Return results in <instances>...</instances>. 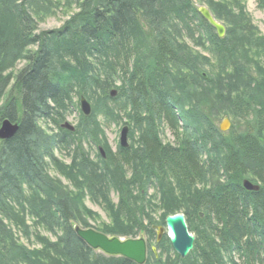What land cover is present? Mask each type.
<instances>
[{"label":"trees","instance_id":"16d2710c","mask_svg":"<svg viewBox=\"0 0 264 264\" xmlns=\"http://www.w3.org/2000/svg\"><path fill=\"white\" fill-rule=\"evenodd\" d=\"M195 1L224 24V37ZM246 2L0 0V126L6 118L20 125L0 141V264H138L92 249L75 224L122 238L144 232L145 264H167L152 246L175 255L168 264H229L235 253L263 264L264 34ZM58 9L71 15L59 28L39 29ZM74 96L92 101L93 112L72 132L59 121L77 106ZM124 114L137 134L113 151L99 117L111 124ZM221 114L232 120L229 132L215 122ZM166 130L176 144L164 143ZM244 179L260 189L247 191ZM87 197L109 223L89 225L99 220ZM178 212L195 234L185 258L167 233L156 242V226Z\"/></svg>","mask_w":264,"mask_h":264},{"label":"water","instance_id":"95a60500","mask_svg":"<svg viewBox=\"0 0 264 264\" xmlns=\"http://www.w3.org/2000/svg\"><path fill=\"white\" fill-rule=\"evenodd\" d=\"M201 15L207 20L217 31L219 37H224L226 28L223 23L219 22L210 9L206 6L199 8ZM117 90L111 91V96L117 95ZM81 112L85 116H89L92 113V105L90 101L82 96L80 99ZM231 121L229 118H225L220 125L222 132H227L231 127ZM20 125L17 122L11 121L6 118L2 121L0 126V141L11 139L18 132ZM62 129L69 131H75V127L65 122L61 124ZM130 127L125 125L121 129L119 145L121 148H128ZM101 153L105 156L102 148ZM243 187L247 191H258L260 184H255L249 179L243 180ZM75 232L88 246L92 249L100 251L106 255L123 256L138 264H145L147 261L148 243L144 234H140L138 237L121 238L118 236H110L103 232H100L92 227L84 228L79 224L74 225ZM157 243H159L164 234L167 233L173 249L179 256L185 258L194 247L195 234L190 232L186 223L185 214L178 212L166 216L164 225H157ZM156 252V247H152Z\"/></svg>","mask_w":264,"mask_h":264},{"label":"rangeland","instance_id":"374dc122","mask_svg":"<svg viewBox=\"0 0 264 264\" xmlns=\"http://www.w3.org/2000/svg\"><path fill=\"white\" fill-rule=\"evenodd\" d=\"M195 5L197 7H201V6H206L204 3L202 2H198L195 1ZM207 7V6H206ZM246 7L247 10L249 12V14L252 16L253 18V22L258 26L259 30L261 31L262 34H264V8H258L256 1L255 0H247L246 2ZM71 15V13H66L63 9H58L56 10V12L48 17H46L45 19H43L42 21H40L39 23V29L41 30H48V29H56L59 28L67 19L68 17ZM187 42L193 46L192 42L190 41L189 38H186ZM194 47V46H193ZM196 48V50L202 51L204 52L201 48L199 47H194ZM25 65V61L22 60L17 64V68H16V72L19 71L21 68H23V66ZM112 90H117L115 87L111 89ZM81 97H77L74 96L73 97V101L77 104V106H70V109L68 110V112L65 114V120L60 122V125L68 122L70 124H72L75 128L79 123L80 120V116L82 114L81 109H80V100ZM90 101V100H89ZM91 105H92V101H90ZM92 112H93V105H92ZM92 114V113H91ZM228 116L225 114H221L218 118L215 119L216 124L219 126L221 123L223 122V120L225 118H227ZM229 118V117H228ZM231 123L232 120L231 118H229ZM103 118L99 117V122L102 125V130L105 134V139L106 142L108 144V146L113 150L116 151L117 150V146L119 145V138H120V133H121V129L123 126L128 125L130 127V133H129V143H131V138H130V134L134 131L135 135L137 134L136 130L134 129L133 123L130 121V119L127 117V115H123L122 119L119 120L118 123H105L103 122ZM59 125V126H60ZM245 127V125H241L239 128L243 129ZM50 130L52 131H57L58 130V126L55 123H51L50 125ZM232 128V124L230 129ZM230 129L227 131L229 132ZM101 138H104L103 136ZM162 139L164 141V143H171V144H176L177 143V138L175 137V135L170 131V130H166L164 131V133L162 134ZM85 149H87L88 151L91 152L92 157H94L95 152L92 150L91 146L89 143L85 142L84 144ZM95 149V148H94ZM97 150V148L95 149V151ZM56 156L62 160L65 163H70L71 162V157L67 156L65 151H56ZM50 174L52 176H58L63 183L70 187V182L62 175H60L57 171L54 170V167H51L50 169ZM155 189L154 188H150L149 189V194L153 195L155 194ZM112 199L114 202H117L118 200V196L115 193L111 194ZM157 201V200H156ZM155 201V202H156ZM84 203L86 204V206L92 210L94 213H96V216L98 218L99 221L94 222V221H89V225L96 227L97 225H99L100 222H106L109 223V218L107 216V213L103 210V208L92 202L88 197L85 198ZM160 213H158L156 215V219L159 222L160 221ZM38 232L40 234H42L43 236H49L52 239H55L54 236L52 234H50L49 232H47L44 228H38ZM145 236L146 234L144 232H142ZM21 240L27 245V246H34L33 244H31L25 237L21 236ZM32 241L35 242L34 239H32ZM152 244L155 245V242L152 241ZM153 253L156 255L155 257L158 258L159 255H162V259L168 264V262L170 261V263L172 262V260L175 259V255L171 252L168 253V255H163L159 249H156V252L153 251ZM167 258H170L167 260ZM232 261L236 264H244V259L241 258L237 253H235L233 255ZM233 262H229V264H233ZM264 264V262H263Z\"/></svg>","mask_w":264,"mask_h":264}]
</instances>
